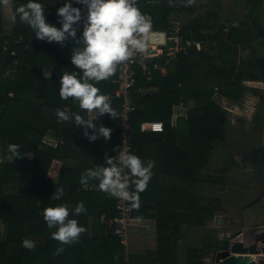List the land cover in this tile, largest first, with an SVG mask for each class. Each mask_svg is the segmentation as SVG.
Returning a JSON list of instances; mask_svg holds the SVG:
<instances>
[{
    "label": "trees",
    "instance_id": "16d2710c",
    "mask_svg": "<svg viewBox=\"0 0 264 264\" xmlns=\"http://www.w3.org/2000/svg\"><path fill=\"white\" fill-rule=\"evenodd\" d=\"M155 1L152 0L153 3H149L146 0H136V4L141 12L150 15L152 30L167 31L170 15L174 8L172 5L167 4L165 0ZM177 1L179 5L176 6L177 9L182 10L183 7L187 9L186 0ZM23 2L25 0H12L13 11L17 4ZM41 2L45 6L48 21L59 27L60 25L56 22L58 17L56 9L62 6L64 2L58 0H41ZM260 2L261 0H250L253 8L258 6ZM84 8L86 9V6ZM86 15L87 12L82 13L81 21H79L82 30ZM251 18L250 16L244 17L239 20L236 27L230 26L226 31L223 30L221 25L215 31L211 30L212 27L205 20L203 23L195 21L193 24L182 26L180 29L182 40L192 38L197 41L206 38L210 40V43L216 40V45L211 46L215 54L209 58L204 56L202 50H196L194 46L188 50V53L191 51L190 54H184L181 51L177 56L179 57V64L181 63L185 72H189L190 75L194 69L199 71L203 68L202 59L207 60L208 64L202 69L203 76L215 82H222L225 95L228 98L241 101L246 91L244 82L256 80L248 77L251 73L247 71V68H251L256 63L253 62L254 64L251 65L242 57L237 63V54L236 59L228 63L224 59V54L218 48L223 42H234L237 44V48H240L239 41L242 36H245L246 32L250 33L248 29L250 28ZM203 29H210L212 32L203 34ZM82 30L77 32V37L81 35ZM223 32L226 34V39H221L223 38ZM6 41H9V45L5 44ZM74 43L75 40L71 39L63 43L39 40L35 37V33H32V30L18 19L15 24L12 23L11 35H3L0 28L1 67L5 69L16 62L17 69L15 80H10L9 76H0V156L2 158L0 162V220L6 225L5 240L1 239L0 233V264H116L114 256H118V262L122 261L124 246L120 244L116 236L107 230L106 226L102 225L94 236L89 233V216L98 217L102 214L105 218L116 216L113 209V197L100 190L79 189L74 184V173L76 171L62 169L59 186L64 188V195L60 200L53 198L50 189L51 180L46 177V172L52 159L58 158L57 150L50 147L47 150L38 148L39 140L47 128L59 131L62 128L68 130V127L71 130L73 126L77 127V131L80 133L83 130L80 126L72 124L71 120V125H67L63 120L54 119L56 117L55 109L58 107L63 109L65 105L69 106L70 113L78 112L85 115V112L79 108L78 103L72 98L61 100L59 97L60 76L64 72L73 71L75 67L72 65L70 57L73 47L79 45ZM190 55L198 56V61L196 58L192 61ZM212 58L220 60V64H211L209 59ZM236 65L242 66V69L237 70ZM46 71L50 72L48 77L45 76ZM115 74L112 76H116ZM141 76V72L138 71L136 78ZM42 79H44V89L42 96H40L39 85ZM96 86L105 94L107 91L112 90L115 85L109 77L107 80L96 83ZM23 94L29 96L21 98ZM207 94L208 98L202 97L198 105L189 112L186 132L189 148L192 140L200 135L206 136L209 148L224 136L227 123L226 113L210 99L211 91H207ZM110 101L112 107L117 111L120 107V101ZM44 108H48L54 113L49 114L52 119L45 117L47 115L43 113ZM95 123L98 126L102 123L104 126L111 128L112 131L105 144L103 137L93 140L95 143H90V140L83 133L77 136L76 140H81L79 145L90 155L93 161L91 167L103 164L105 153L114 156L113 147L116 143L118 131L116 119L107 113L101 115L100 120L95 121ZM41 125H43V131L39 129ZM166 126L168 127V125ZM72 132L66 133V135L64 133L63 143L65 145L69 144L68 138H73L74 133ZM113 134L115 136L111 138ZM10 143L20 146L18 150L20 156L15 157L12 162L7 159V146ZM179 151L177 150L175 153H177L181 169L184 170L185 158L182 157L183 154H180ZM29 152H32L33 155L31 161L17 162L21 156ZM183 153L186 155L184 151ZM187 156L190 157V154H187ZM206 164L207 158H200L196 155L193 156L192 164L187 163L188 169L191 165L194 169L192 180L195 185L209 179V175L205 179L199 176L200 171ZM68 179H70L69 184H67ZM91 182L97 184L94 180ZM12 184L18 186L16 193L9 190ZM198 189V187H195L194 205L191 212L167 213L164 221L161 222L162 224L157 227L158 249L161 252L163 251V255H165L164 251L169 253L177 248V242L183 234L182 228L177 225L178 222L184 220L187 216L188 219L192 218L189 223L194 227L206 226L216 214L217 208H215L216 204L213 198L201 197L197 193ZM78 201H83L87 209L86 213L76 217L78 223L83 225L86 231L80 234L75 243L61 245L59 241L50 238V233L55 229L47 227L41 212L49 205L68 203L74 206ZM183 201L184 198L178 195V206ZM258 201L259 198L252 203ZM143 212L144 207L139 204L138 208H134L132 216L144 217L142 216L144 215ZM188 228H190V225ZM27 236H42L43 241L29 249L22 245V241ZM219 241L220 239L215 237L203 240L199 246L188 245L185 252V264H207L204 259L214 253ZM60 246L63 247V251L56 253V248ZM161 261L169 262L170 260L168 257H163Z\"/></svg>",
    "mask_w": 264,
    "mask_h": 264
},
{
    "label": "crops",
    "instance_id": "0c3cea01",
    "mask_svg": "<svg viewBox=\"0 0 264 264\" xmlns=\"http://www.w3.org/2000/svg\"><path fill=\"white\" fill-rule=\"evenodd\" d=\"M155 2L159 1L156 0ZM165 2L169 4V0H165ZM75 5L81 8V5L76 3ZM172 6L174 11H172L169 20H171L173 24L179 23L180 27H182L186 22L183 18H186L188 21L186 25L193 24L196 21L195 18H192L195 12L198 10L204 11L205 9L210 8L211 11H213L212 14H214L215 17H221L223 22L219 23V25H223L222 23L226 22L227 18L225 17H232L234 20L237 18V23H235L236 20L232 22V24L237 25L239 20L250 16V18H252L248 31L251 32V35L254 37L255 32L252 30L256 28H261L264 31V16L261 15V13H264V0H261L260 4L255 8H253L250 0H193L191 6L188 4L186 6L187 9L183 7L182 10L176 8V6L179 5L178 1L174 0ZM84 11L87 12V9L84 8ZM12 13V0H7L6 4H0V28L2 34L5 36H9L12 33ZM257 16H260L259 22L256 21ZM75 27L77 28V32L82 30L80 22H77ZM203 30V34H208L211 32L210 29ZM223 30H227V28L223 27ZM197 41L202 42L201 48L199 50H202L204 56L209 58V54L206 53L209 47L208 45L215 46L216 40H213L211 43L210 40L206 38ZM6 42L5 44L9 45V41L7 43ZM252 44H249V46H243L244 48H241L240 54L243 58L247 55L245 50H255L257 48V44L254 42V40ZM190 48H193V46L187 48L186 51H183V53L188 54L187 51L190 50ZM179 53L180 52L176 53L175 57H158V61L156 62L159 64V68L152 69L150 76H143L142 72L139 70L142 76L140 78H136L138 108L131 114V126L134 135V153L140 156L142 159L153 160L154 167L152 169L153 175L148 183V187L139 194L140 206L144 207V215H142L144 217L132 216L133 219L129 224L127 244L126 246L122 244L124 246L122 261L118 262V256H114L116 264H185L186 251L183 253L178 251L176 248L174 251L171 250L169 253L164 251L165 255H163V251L161 252L158 249L157 227L159 224H162L161 222L164 221L167 213L177 211L191 212L193 210V197L195 193V187H199L198 185L202 186V188H199V191L197 192L201 197L206 198L207 196L213 198L214 203L216 204L215 208H217L216 214L217 212H220V209L221 211L224 209L225 202H223L220 198L222 195H213L211 193H207V190L204 191V189L209 188L208 183L211 182V180L217 178L212 175V172L209 170V166L218 163V161H214V156L216 155L215 151L222 145V143H224L225 131L230 123L229 120L231 117L235 118V116L240 113L239 105L242 100L246 97H249V99L252 100L253 94L248 96V93L245 92L240 101L228 98L225 95V92L221 94L219 91H215L214 87L223 86V83L215 82L210 78L209 80L205 76H200L198 71H196L195 76H191V74L189 75V72L186 73L183 65L181 63L179 64V57H177ZM202 58L203 57L201 56V59ZM210 60L211 59H209V61ZM212 60L217 59L212 58ZM201 61L204 63V65L208 64L207 60L202 59ZM215 62H217L216 65L220 64V60ZM211 64L215 63L211 62ZM16 72V62H13L5 69H3L0 64V76H9L10 80H15ZM49 75L50 72L46 71L45 76L48 77ZM115 77L116 76H111L112 83ZM42 80L44 81V79ZM244 83H248L249 85L252 83H261L260 85H264V80H249L245 81ZM207 91H211L210 99L220 106L221 109L226 113L227 123L225 126L224 136L222 139L214 143L211 148H209L206 136L200 135L192 140L191 147L189 148L187 142L188 140L186 139L189 112L198 105V102L201 101L202 97L208 98ZM42 94L43 91L40 94L39 85V95L42 96ZM27 96L29 95L23 94L21 95V98H27ZM225 106L228 107L229 110L225 109ZM63 110L70 113L69 106L67 105L63 107ZM43 113L44 115H47L45 116L46 118L50 119H52V117L49 116V114H54L48 108H44ZM86 114L87 113H85V115ZM100 118L101 115H98L97 120L95 121L100 120ZM54 119L60 121L57 117H54ZM70 120L64 121V123L71 125ZM145 120L161 121L163 123L164 131H141L139 129V125ZM166 125H168V127ZM39 129L40 131H43V125H41ZM71 131L74 133L73 138H68L69 144L65 145L63 143L64 133L66 135V133ZM82 133L83 130L80 133L77 131V127L73 126L71 130L68 127V130L62 128L59 129V131L47 128L39 140V149L47 150V148L50 147L56 149L58 154V158L52 159V161L49 163L46 172V177L51 180L50 189L53 198V193L60 185L62 169L76 171L74 173V184H76L79 189L88 190L85 189V185H81L80 177L85 169L91 168L93 161L90 158V155L79 145V141L81 140H76L77 136L82 135ZM114 136V134L111 135V138H114ZM90 143L95 142L90 140ZM105 143L106 141H104V144ZM177 150H180L179 153L183 154L182 157L185 158L184 170L181 169L182 167L180 166V161L177 158V153H175ZM183 151L186 155H184ZM187 154H190V157H188ZM194 155L200 158H207V164L200 171L199 176L205 179L209 175V179L201 181L197 185H195L194 181L192 180L194 175V169L192 165L189 166V169L187 167L188 162L191 164L193 163ZM32 158V152L25 153L18 159L17 162H22L24 160L31 161ZM1 161L2 158L0 156V162ZM69 182L70 179H68L67 184H69ZM88 184L97 185L91 181H89ZM17 188L18 186L16 184H12L9 187V190L12 193H16L18 191ZM178 195H181L184 198V201L179 206L177 203ZM257 207V203H252L248 207L244 208V212L242 214L243 222L248 221L251 223L260 216V213L258 214ZM110 219L111 218H105L103 214L98 217L89 216L88 225L90 235H96L102 225L106 226L107 230L110 232ZM212 219L213 218H211L209 222ZM191 220V217L188 219L186 216L184 220L177 223V225H179L183 230V235L177 243H179L180 240L186 239V233L190 228L194 227L191 225V223H189ZM189 225L190 228H188ZM5 232L6 225L0 220V233L2 240H5L6 238ZM25 239L34 241L35 245H38L43 241L42 236H27ZM163 257H168L170 261H161ZM206 258L204 261L208 264Z\"/></svg>",
    "mask_w": 264,
    "mask_h": 264
},
{
    "label": "clouds",
    "instance_id": "9594fccd",
    "mask_svg": "<svg viewBox=\"0 0 264 264\" xmlns=\"http://www.w3.org/2000/svg\"><path fill=\"white\" fill-rule=\"evenodd\" d=\"M6 3L7 0H0V4ZM75 3L84 5L87 9L79 37L75 25L81 21V8L73 6L72 0H65L56 9L59 27L48 21L41 0H25L17 4L11 15V22L15 24L18 19L26 24L39 40L58 43L75 40L74 44L79 46L73 47L70 57L75 67L73 71L64 72L60 76L59 97L61 100L72 98L87 114L69 113L58 107L55 115L59 120L71 119L72 124L83 129V135L87 139L97 140L103 137L107 141L111 128L102 123L98 126L95 120L98 115L105 113L115 118L116 111L109 96L102 93L96 83L111 77L117 66L131 58L133 53L143 54L146 51L152 23L141 12L136 0H75ZM173 3L174 0H169L170 5ZM191 3L193 0H186V4ZM156 127L159 128V125ZM19 147L15 143L7 146L9 161L12 162L15 157L20 156ZM153 167V160L142 159L131 151H121L114 156L105 153L104 163L85 169L80 183L86 185L94 180L100 191L110 197L130 202L132 207L138 208L139 194L148 187ZM63 195L64 188L58 186L53 196L60 200ZM86 212L84 202L78 201L74 206L68 203L49 205L41 214L47 227L55 229L50 233V238L64 245L75 243L80 234L86 231L76 219ZM22 245L29 249L35 246L34 241L28 239L23 240ZM55 251L60 253L63 247H57Z\"/></svg>",
    "mask_w": 264,
    "mask_h": 264
},
{
    "label": "rangeland",
    "instance_id": "374dc122",
    "mask_svg": "<svg viewBox=\"0 0 264 264\" xmlns=\"http://www.w3.org/2000/svg\"><path fill=\"white\" fill-rule=\"evenodd\" d=\"M212 13L213 11L210 8L204 11L198 10L192 18L202 23L206 21L212 27L211 30L215 31L220 26L219 23L223 21L221 17H215ZM261 15L264 16V13H261ZM259 17H256L257 22L260 20ZM225 18L227 20L222 23V27L228 29L230 26H237L232 24L235 20V23H237V18L235 20L232 17ZM183 19L186 21L183 24L185 26L188 21L186 18ZM252 31L255 32L254 39L251 32H246L245 36H242L239 41L240 48H237V44L234 42H223L218 50L224 54V59L228 63L234 61L237 54V63H239L242 57L239 49L244 48L243 46H249L254 40L257 48L255 50H245L247 55H244L248 63L251 65L254 64L253 62L256 63L251 68H247V71L251 73L248 77L264 80V31L261 28ZM222 35L223 38L221 39H226L225 32ZM208 46L206 53L211 57L215 52L213 53L211 49L212 45ZM190 53L191 51L188 54ZM195 58L196 60L199 59L196 55H190L192 61ZM155 61H158V58ZM215 61L217 60H210V62L217 64ZM204 66V63H202L203 68ZM203 68L199 71L194 69L191 76H195L196 71L199 72L200 76H203ZM236 69L241 70L242 66L236 65ZM245 86V92L248 93V96L253 94V98L252 100L249 97L244 98L239 105L240 113L229 120L230 123L225 131L224 143L215 151L214 161L216 160L218 163L209 166L210 172L217 178L208 183V189H204V191L207 190V193L222 195L223 197L220 196V198L225 202L224 209L217 212L206 226L193 227L188 230L186 239L180 240L177 246V250L183 253L188 245L199 246L203 240L215 237L220 240L243 239L245 242L251 243L255 234L264 230V92H262L264 85L245 83ZM198 188H202V186L199 185ZM258 198L259 201L256 203L258 204L257 211L260 216L251 223L248 221L243 222L244 208L251 205ZM217 216H220V224H216ZM214 254L215 251L206 258L208 264H213ZM262 257L263 255H257V258Z\"/></svg>",
    "mask_w": 264,
    "mask_h": 264
},
{
    "label": "built area",
    "instance_id": "2783aa9c",
    "mask_svg": "<svg viewBox=\"0 0 264 264\" xmlns=\"http://www.w3.org/2000/svg\"><path fill=\"white\" fill-rule=\"evenodd\" d=\"M61 2V0H58ZM146 2L153 3L152 0ZM86 13L84 6L81 5V14ZM146 16L151 20L149 14ZM56 22L59 24V17ZM181 27L178 24H173L169 21V27L165 30H152L154 32H163V42H159L160 36L157 33L153 37H149V43L146 51L143 54L133 53V56L127 61L120 63L116 69V77L113 81L114 88L107 91L105 94L109 96L110 100H119L120 107L116 112V143L113 147L114 155H118L121 151L135 152L133 145V130L131 126V114L137 110V89L136 76L140 70L144 76H150L152 69L159 68V64L153 60L158 57H175L176 53L186 51L187 48L194 46L196 49L201 48V41L194 39L182 40L180 36ZM7 43V42H6ZM215 91L221 94L224 92L223 86L214 87ZM225 109L229 110L225 106ZM159 125V128L156 126ZM141 131L161 132L163 130V123L156 120H145L139 125ZM85 189L99 190L96 185H85ZM113 209L116 216L109 220L110 232L116 236L119 242L126 246L128 227L131 222L133 207L130 202L119 200L115 197Z\"/></svg>",
    "mask_w": 264,
    "mask_h": 264
},
{
    "label": "water",
    "instance_id": "95a60500",
    "mask_svg": "<svg viewBox=\"0 0 264 264\" xmlns=\"http://www.w3.org/2000/svg\"><path fill=\"white\" fill-rule=\"evenodd\" d=\"M65 2V0H61ZM73 6L75 5L72 0ZM160 36L159 42H163L164 33L157 32ZM151 31L150 37L157 34ZM43 83L40 84V94L43 91ZM216 224H220V216L216 217ZM257 255H263L257 258ZM213 264H264V230L255 234L251 243L245 242L243 239L220 240L216 246Z\"/></svg>",
    "mask_w": 264,
    "mask_h": 264
},
{
    "label": "flooded vegetation",
    "instance_id": "af4514ba",
    "mask_svg": "<svg viewBox=\"0 0 264 264\" xmlns=\"http://www.w3.org/2000/svg\"><path fill=\"white\" fill-rule=\"evenodd\" d=\"M238 234H239V233H238ZM238 234H237V235H238Z\"/></svg>",
    "mask_w": 264,
    "mask_h": 264
}]
</instances>
